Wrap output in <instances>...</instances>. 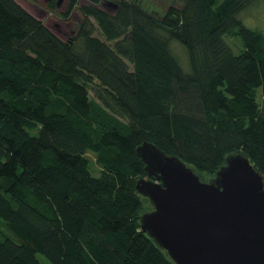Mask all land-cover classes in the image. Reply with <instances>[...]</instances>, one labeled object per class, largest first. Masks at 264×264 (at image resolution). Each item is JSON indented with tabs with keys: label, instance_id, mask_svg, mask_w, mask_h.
I'll use <instances>...</instances> for the list:
<instances>
[{
	"label": "trees",
	"instance_id": "16d2710c",
	"mask_svg": "<svg viewBox=\"0 0 264 264\" xmlns=\"http://www.w3.org/2000/svg\"><path fill=\"white\" fill-rule=\"evenodd\" d=\"M254 1L91 0L61 39L0 0V264H173L138 220L144 141L202 180L233 152L264 179V34L238 17Z\"/></svg>",
	"mask_w": 264,
	"mask_h": 264
},
{
	"label": "water",
	"instance_id": "95a60500",
	"mask_svg": "<svg viewBox=\"0 0 264 264\" xmlns=\"http://www.w3.org/2000/svg\"><path fill=\"white\" fill-rule=\"evenodd\" d=\"M136 152L149 177L135 189L151 206L139 224L173 264H264V179L245 155L202 180L153 143Z\"/></svg>",
	"mask_w": 264,
	"mask_h": 264
},
{
	"label": "rangeland",
	"instance_id": "374dc122",
	"mask_svg": "<svg viewBox=\"0 0 264 264\" xmlns=\"http://www.w3.org/2000/svg\"><path fill=\"white\" fill-rule=\"evenodd\" d=\"M25 10L30 14L40 19L44 25L50 29L61 39H65L74 34L78 28V24L83 20V15L80 10V5L89 4L91 0H78L77 5L71 11L69 15H65L66 8L68 6V0H61L58 4H52V0H16ZM58 1V0H57ZM119 0H99L97 3L103 10L114 13L116 9V3ZM145 9L153 11L154 13L163 14L168 6L172 5L180 8L183 4V0H141ZM242 23L250 29H258L264 34V0H255L252 4L247 6L238 15ZM94 32L93 35L103 39V36L96 26V23L92 21ZM225 41L232 45L238 46L236 40L232 37H225ZM240 41V39H239ZM173 51L179 58L180 65L185 69L188 63L186 58L185 49L177 42H173ZM236 51V48L233 47ZM258 100L262 102V96L259 94ZM90 166L92 173L98 174V166L94 162V158L91 156ZM206 180V178H203ZM147 205V204H146Z\"/></svg>",
	"mask_w": 264,
	"mask_h": 264
}]
</instances>
